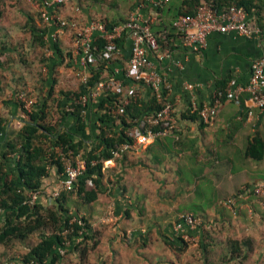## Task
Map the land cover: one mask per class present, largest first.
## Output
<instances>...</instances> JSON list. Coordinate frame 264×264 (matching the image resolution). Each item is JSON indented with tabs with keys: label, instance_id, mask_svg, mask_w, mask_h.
I'll use <instances>...</instances> for the list:
<instances>
[{
	"label": "crops",
	"instance_id": "1",
	"mask_svg": "<svg viewBox=\"0 0 264 264\" xmlns=\"http://www.w3.org/2000/svg\"><path fill=\"white\" fill-rule=\"evenodd\" d=\"M123 1L125 3V0H120V5ZM128 1L130 10L126 19L142 0H126V3ZM181 2L182 0H171L165 6L162 18L153 27L158 38L163 36L164 25L171 24L177 17L175 16L178 12L177 7ZM94 5L91 7L86 5L87 7L83 8L78 4L71 3L70 15L68 12L63 17L75 21L84 20L85 17L87 24L92 21H119L115 15L108 13H104L105 16L107 15V21L97 19L100 16H95L93 7L96 6ZM112 8L116 9L115 6ZM60 9L59 14L62 11ZM247 20L254 29L253 33L248 36L235 32L214 31L208 36L205 48L200 51H192L182 45L178 34L173 31L171 42L167 46L162 45L160 51L162 55L164 50L170 47L169 55L161 56L158 53L151 55V60L157 66L159 73L168 79L166 88L168 96L175 106L177 124L173 131L154 138L148 143L132 145L117 155L120 163L117 167L118 173L116 172L114 175L121 179L122 184L117 186L113 192L108 191L107 193L114 203L115 221L118 217L122 223L124 222L121 228L123 231L119 233L122 236L125 234L124 229L128 228L125 227L127 226L125 225L126 221L133 222V232L130 233L133 239H137L138 235L142 233H156L162 230L166 236L164 240H166L172 234L174 221L184 213L203 217L202 220H204V216H209L208 220L214 221L212 226L215 224L217 226L218 222L223 219V215L230 212L236 213V210L242 209L241 203L248 206L254 197L259 196L250 195L248 200L240 199L235 212L223 204L229 197L238 194L244 185L257 186L261 184L264 186V157L257 160L246 154L248 145L254 141L256 136L262 137L264 140V110L254 107L248 91H242L238 98L230 94L227 95L225 91L217 112L209 122H204L199 112L192 106L193 103L198 106L212 103L214 93L219 90L220 86L234 88L238 85L245 86L250 81L252 63L264 56V10L258 16L247 14ZM33 24L32 19H29L27 28L31 46L36 45L33 43L31 34ZM1 31L0 73H3L4 76L2 78L0 76V117L8 120L5 128L6 133L11 137L10 133L15 130H18L16 132L18 133L29 116L19 106V98L14 100L7 93V90L12 88L9 79L13 72L9 56L15 50L7 41L9 39L6 38L5 30L1 28ZM67 31L60 34V38L58 37L63 54L64 47L61 38L68 36ZM54 32L55 28L49 27L46 32L47 39L54 38ZM131 45L129 38L124 39L120 44L118 53L113 58L112 68L115 73L109 77L115 75L121 81L120 90L123 94H129L132 87L136 86L143 96L148 97L153 94L149 86L142 82L136 83L124 75L131 54ZM75 56L80 64L79 56ZM61 58L63 59L62 55ZM18 62L22 63L25 68L29 65L26 61L19 60ZM97 62V60L93 62L94 65H97ZM24 66L21 67V70H25ZM123 75L125 79L120 77ZM25 78L27 83L24 87L33 88L30 85L33 82L27 79V76ZM39 85L42 84L39 83ZM188 85H193V88H188ZM195 112L196 114H193ZM70 119L71 123L64 124L63 129L72 126L73 121L72 118ZM17 124L20 125L19 128L16 127ZM108 162L114 163V160L110 159ZM110 184L108 182V186ZM111 188V186L108 188L103 185L104 191L100 195ZM102 200L103 198H98L87 209H84L87 217L99 212L101 214L107 212L108 201ZM192 205L198 208L199 212L187 208ZM107 215L109 216V214ZM167 219L170 222L165 226L163 222ZM208 230L210 234H207L205 244L209 251L204 249L205 246H200L202 251L198 259L202 264H206L208 260L207 264H210L212 258L217 259V263L231 264L238 261L240 263L241 257H233V253H229L228 242L215 239L214 236L217 234L212 229L203 232L206 234ZM117 232H121V230L118 228ZM251 244L250 246L244 244L241 247L243 254L247 255V259L249 255L256 256L255 253L251 254ZM167 247L172 254L182 255L185 250L171 248L168 244ZM216 250L219 251L218 254L212 255ZM223 250L225 254H223ZM226 255L227 258L222 260L221 258ZM168 261L178 264L175 258H170V260L155 259L152 264ZM254 261L264 264L263 251L261 254L259 253L257 259H253L250 263ZM122 264L134 263L125 260ZM138 264L143 263L139 262Z\"/></svg>",
	"mask_w": 264,
	"mask_h": 264
},
{
	"label": "trees",
	"instance_id": "2",
	"mask_svg": "<svg viewBox=\"0 0 264 264\" xmlns=\"http://www.w3.org/2000/svg\"><path fill=\"white\" fill-rule=\"evenodd\" d=\"M38 1L42 3L44 0ZM208 1L218 12H223L231 6H237L250 15L258 16L264 10V0ZM200 2L201 0H182L177 7L178 12L175 16L179 14L194 15ZM61 6L63 4L50 8V11L59 16ZM163 10L165 11V7ZM125 20L104 23L108 29H112ZM172 22L165 24L162 31L163 35H167L168 42L173 37V31L176 32ZM45 25L48 27L37 26L34 23L31 34L34 44L49 45L53 51L52 58L43 59L48 73L52 74V77L56 68L64 63V59L61 58V55L64 58V54L58 39H47L46 32L50 25L46 22ZM159 40L162 45H168L163 36ZM123 41L124 38L118 39V46ZM93 46V52L99 53L106 48V41L98 36ZM113 64L112 57L104 59L99 57L97 65L90 64L87 82L81 83L78 91H62L64 94L62 98H55L56 106L49 103L54 90L52 83L49 98L42 99L38 103L35 102L36 104H33L30 111L23 108L29 118L26 119L14 139L6 133L7 120L0 117V244L7 246L14 240H26L36 232L40 234L39 241L22 255L19 262L21 264H61L66 253L75 254L82 260L85 259L90 245L94 248L99 243L98 234L92 231L88 217L71 210L68 205L69 197L77 193L83 202H95L99 194L104 191L102 183L104 162L114 159L116 152H121L123 144L135 143L130 132L134 127L146 121L148 115L162 109L166 102H171L174 105L168 96L167 88L163 89L161 99L155 92L148 97L143 96L142 93L138 98L131 96L130 102L125 106V112L122 114L116 113L121 103L120 94L105 92L96 99H92L90 93L97 83L115 73L112 68ZM120 77L125 79L124 75ZM55 80L53 77L50 82L55 83ZM219 90L225 92L226 87L220 86ZM84 96L87 97V100H83ZM21 104L24 105L23 102H20L19 106ZM54 110L60 118L59 123L47 121L50 115H54L52 113ZM70 118L73 121L72 126L63 129L62 126L69 123ZM158 128L160 127H154V129ZM57 149L67 156L81 155L86 161V169L74 183V187L69 190L62 189L60 194L53 198L54 202L50 205L42 201L45 181L51 176L52 169H56L63 175L65 172L63 161L60 156H57ZM246 154L257 160L264 157L262 137L254 138V141L248 145ZM65 180L66 176L62 180V184ZM89 180L94 183L93 187L87 186ZM248 186L253 188L256 185ZM253 191L254 189L249 190L252 196L256 195ZM31 192H39L38 198L34 202L30 201L29 193ZM255 198L250 201L252 207ZM205 230H207L206 222L202 220L200 229L191 235L197 236L199 246H205L204 249L209 251L205 242L206 236L210 232L208 230V233L205 234L203 232ZM165 242L171 248L182 251L189 243L178 237L174 239L168 237ZM250 243L251 241H242L230 245L228 242L231 248L229 252H233V257L244 255L246 258V255L241 253V247L244 244L250 246ZM238 251L241 255L234 253ZM226 258L227 255L222 260ZM208 262L209 260L206 261V264ZM156 264L177 263L168 261Z\"/></svg>",
	"mask_w": 264,
	"mask_h": 264
},
{
	"label": "rangeland",
	"instance_id": "3",
	"mask_svg": "<svg viewBox=\"0 0 264 264\" xmlns=\"http://www.w3.org/2000/svg\"><path fill=\"white\" fill-rule=\"evenodd\" d=\"M39 3L40 2L37 0H0V33L2 34L1 28H3L5 30L6 38L9 39L7 41H9L10 46L13 47L15 50L13 53H11V56H9L10 61L12 63L13 72L11 75L9 74V83L12 85V88L7 90V93L8 95H11L14 100H16V98H19V93L26 92L29 98L35 99L36 103H38L40 102L39 100L46 99L47 97L49 98L50 88L52 86L50 80L55 77V83L53 82L54 90L52 92V96L49 100V103L50 105L55 104L56 106L57 102L54 103L55 98H62V96L64 95L62 91L75 92L79 90L81 84V73H84L85 69L83 65L81 63L79 64V62H77L76 60L75 55H78L79 48L76 40L75 31L68 29V31L66 32L68 36L66 38H63L62 36L61 38V42L64 47V63L58 68H56L54 76L50 77L48 69L45 66V63L43 62V59L47 60L48 58L53 57V55L49 53L50 46H41L36 44L35 46L32 45V47L31 39L29 37L27 28V23L29 19H32L34 23L41 27H48L45 25V22L42 19V8ZM71 3L78 4L83 8L84 6L87 7L89 5L91 7L92 5L97 4L94 5L96 7H93L95 10V16H100L97 17V19H102V21H107V15L105 16L104 13L115 15L116 18L119 19V21H124L130 10L129 1L126 3V0L125 3L123 1L121 5L120 0H67L61 7L60 10L62 11H60L59 16L61 15V17H63L65 16L64 14L68 12L70 15ZM112 6H115L116 9L114 10ZM75 19L77 20V18ZM85 19L86 18L84 17V20H77L80 26L87 25V19ZM62 33L60 34L62 35ZM60 34L58 35V37L60 36ZM19 60L26 61L27 63H29V65L25 68L22 63L18 62ZM23 66L25 70H21V67ZM0 76L2 78L4 74L0 73ZM26 76L27 79H30L33 82L30 83V85H32L33 87L31 89L28 87H24L27 83L25 78ZM39 83L42 85H39ZM19 101L23 102L22 100ZM21 106L22 108H24V105L21 104ZM52 113L54 115H50L47 121L59 123L60 118L56 110H54ZM18 126L20 125L17 124L16 127ZM17 131L18 130H15V132L13 133L11 132L10 138L14 139L17 135ZM135 144H138V142H135L133 145ZM57 156L61 157L65 169L70 164H75L74 161L77 158L84 160L81 155H78L76 157L67 156L62 153L60 149H57ZM118 157L116 155L115 159H113L114 163H109L108 161L110 159L106 160L103 167L102 183L104 186L108 188L111 186L112 188L111 190H106L105 193H103L104 195H100V193L98 198H103L105 202L108 201L107 205L109 204V208L107 207V212L102 214L99 212L93 216L88 215L93 229L92 231L98 234L97 239L99 240V243L94 248H92L90 245L85 259L82 260L75 254L66 253L65 258L63 262H61V264H101L102 261L103 264H122L125 260H130L134 264H138L139 262L143 264H152L154 263L155 259L170 260V258H175L178 261V264H202V262L198 259L202 251L201 247L199 246V242L188 243V245H186L185 250L183 251L184 253L180 255L178 253L172 254V252L168 250L169 248L167 247V244L164 240L166 236L162 230L156 233L140 232L142 234L138 235L137 239H133L130 236V233L132 234L133 232V222L129 223L125 221V225H127L125 227L128 228L124 229L125 234L123 236L122 234H119L123 231L121 228L124 222L122 223L120 218L118 217L115 221L116 216H113L114 203L111 198H109V194L107 193L108 191L113 192L117 186H120L122 184L121 179L117 175H114L117 172V167L120 163L118 161ZM68 160L70 161L67 162ZM51 174L52 176L50 177L52 178L48 177L45 181V189L43 190L42 194V201H45L50 205L54 202V199L51 198V194L56 189L62 191V180L66 176L65 172L63 175V173L57 172L56 169H52ZM108 182L111 183L109 186ZM87 186L93 187L94 183H90L88 181ZM258 195L259 196H256L255 198L254 204L252 203L254 205L253 207L250 203L248 204V206L246 204L241 203L242 209L239 208L240 210H236V213L230 212L223 215V219L219 221L220 223L218 222L217 226L216 224L212 226L214 221L210 222V220H208L210 219V217L204 216L207 229H212L213 231H216L214 232L215 234H217L216 236H214L215 239L222 242H229L230 245H233L236 242L238 243L242 241H251L252 250L250 251L251 254L255 253L256 256L249 255V258L247 259V255L246 258H244V255H242L240 256V263L238 261L236 263L234 262L231 264H258L255 263V261L250 263V261H253V259H257L259 253L261 254L262 251L264 254V192H259ZM235 197H237L236 194L229 197L228 199H234ZM240 199L242 198H238L236 200V205L239 203ZM68 203L73 212H78L79 214L85 216L86 214L84 212V209H87L88 206L91 204L83 202L77 193H74L72 194V196L69 197ZM192 206H188L187 208L192 209L194 212H199L198 208ZM225 207L227 208L228 206L225 205ZM249 207L252 208V212L248 210ZM107 214H109V216ZM169 222L170 220L167 219L163 222V225L166 226L169 224ZM215 222H217V220H215ZM118 228L121 230V232H117ZM143 234H145V236H143ZM117 236H119V238H117ZM39 238L40 234L39 232H36L26 240H14L10 245L7 246L0 244V264H15L17 262L19 263L21 261L22 255L31 246L35 245L39 241ZM138 242L140 243L138 246H136ZM261 248H263V250H261ZM218 252L219 251L216 250L212 253V255H217ZM239 252L240 251L234 253L239 255L243 253V251H241V253ZM223 254H225L224 250ZM210 264L223 263H217V259L212 258V260H210Z\"/></svg>",
	"mask_w": 264,
	"mask_h": 264
},
{
	"label": "built area",
	"instance_id": "4",
	"mask_svg": "<svg viewBox=\"0 0 264 264\" xmlns=\"http://www.w3.org/2000/svg\"><path fill=\"white\" fill-rule=\"evenodd\" d=\"M66 1L44 0L39 5L42 8L41 15L44 21L48 25L55 27L53 39H57L60 33L68 29L75 31L79 48L78 56L85 69V72L81 73V83L87 82L90 64L94 65L93 62L98 61L99 57L103 59L112 57L113 59L115 54L118 53L116 52L119 47L117 40L129 38L132 45L131 54L124 72L125 77L136 83H145L161 99L163 89L168 86V79L159 73L157 66L151 60L152 54L158 53L161 55L160 51L162 47L153 27L162 18V10L171 0H142L129 13L125 22L116 25L112 29H108L105 23L101 21H92L86 26H80L74 19L63 18L50 11V8H55ZM247 14L244 9L237 6H231L223 12H218L208 0H201L194 15L179 14L173 19L172 26L176 30L182 45L192 51H200L207 46L208 36L214 31L222 33L235 32L244 36L253 33L254 29L247 20ZM98 36H101L106 41V48L104 51L94 53L93 44ZM163 38L165 43L169 44L171 42V40L168 42L166 34L163 35ZM49 53L53 55L51 48L49 49ZM163 53L161 56H168L170 47L165 49ZM187 87L192 89L193 85H188ZM120 89L121 81L115 75L107 76L104 80L97 83L91 91L90 97L96 99L100 94L105 92L120 94L121 103L116 113L122 114L125 112V106L130 102V97L138 98L141 92L136 86L132 87L129 94H123ZM242 91L250 93L254 107L264 110V56L252 63L251 78L245 86L228 87L225 93L238 98ZM225 93L221 90L215 91L213 101L210 104L198 106L196 103H193V108L199 112L204 122H209L211 117L215 115ZM19 98V100L23 101L24 108L28 111L32 109L33 104L36 102L35 99L29 98L26 92L19 93ZM83 100H87V97L84 96ZM176 124L175 106L171 102H166L162 109L151 113L148 115L146 121L134 127L130 134L135 139V142L145 144L154 138L173 131ZM155 126H159L160 128L154 129ZM132 145L129 143L123 144L121 151L130 148ZM119 153L116 152V155ZM74 162L75 164L72 163L65 169L66 180L62 185L63 189H72L74 183L86 169L85 160L77 158ZM89 182L92 183L91 180ZM251 189H254L253 192L256 195L259 192H264V186L261 184L253 188L244 185L236 195L238 198L248 200L250 197L249 190L251 191ZM59 194L60 190L56 189L51 194V198H55ZM38 195L39 192L29 193L30 201L34 202L38 198ZM237 197L227 199L224 202L234 212L236 210ZM249 210L252 212L251 207H249ZM201 224L202 219L200 217L192 213L181 214L173 223L170 238L174 239L178 237L189 243L198 242V237L192 236L191 233L200 229Z\"/></svg>",
	"mask_w": 264,
	"mask_h": 264
}]
</instances>
